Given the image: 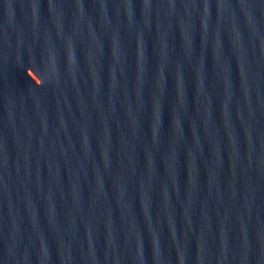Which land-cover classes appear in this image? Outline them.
Returning <instances> with one entry per match:
<instances>
[{
    "label": "water",
    "instance_id": "obj_1",
    "mask_svg": "<svg viewBox=\"0 0 264 264\" xmlns=\"http://www.w3.org/2000/svg\"><path fill=\"white\" fill-rule=\"evenodd\" d=\"M0 264H264V0H138Z\"/></svg>",
    "mask_w": 264,
    "mask_h": 264
}]
</instances>
